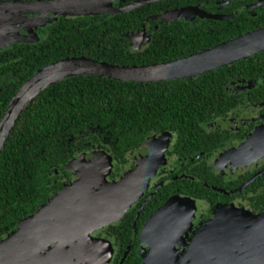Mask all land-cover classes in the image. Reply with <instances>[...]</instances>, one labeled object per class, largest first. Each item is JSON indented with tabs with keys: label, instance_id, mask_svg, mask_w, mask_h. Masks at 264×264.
Segmentation results:
<instances>
[{
	"label": "trees",
	"instance_id": "trees-1",
	"mask_svg": "<svg viewBox=\"0 0 264 264\" xmlns=\"http://www.w3.org/2000/svg\"><path fill=\"white\" fill-rule=\"evenodd\" d=\"M158 11L143 6L115 15L71 19L63 31L68 35L66 43L57 41L59 18L65 20L60 15L45 26L41 36L36 32V42H13L1 48L0 118L18 88L38 69L55 61L85 55L113 65H149L193 54L219 42L204 36L206 42L174 41L180 45L169 50L152 42L142 51L132 50L121 35L135 33L141 29L144 17ZM241 75L255 81L252 98L264 101V50L195 77L130 82L87 74L65 78L44 89L23 111L0 152V241L64 183L73 180L65 168L70 160L84 152L104 150L114 160L110 176L115 177L152 133L176 131L180 139L192 140V133L201 123L233 106V96L222 89L231 78ZM191 184L192 180L189 193ZM159 203L151 200L140 220ZM131 225L126 215L108 226L110 235L117 233L122 247L130 239ZM131 256L124 264H138Z\"/></svg>",
	"mask_w": 264,
	"mask_h": 264
},
{
	"label": "water",
	"instance_id": "water-1",
	"mask_svg": "<svg viewBox=\"0 0 264 264\" xmlns=\"http://www.w3.org/2000/svg\"><path fill=\"white\" fill-rule=\"evenodd\" d=\"M112 2L113 0H0V5L4 6L0 13V49L13 42H36L38 35L35 29L51 23L60 15H115L129 12L139 3L113 7ZM11 4L20 7L31 6L13 11L6 8ZM188 11L189 16L196 13L193 8H188ZM176 14L177 11H172L161 15L171 16L173 20L177 18ZM17 16L33 19V22L29 26L21 25V27L19 25L22 22L15 20ZM11 26L15 27L14 33L6 29ZM20 28L26 33L21 34ZM127 37L132 42L135 37L139 39V41L135 39L132 48H139L148 40L144 30L128 34ZM263 50L264 27L185 57L162 63L123 66L93 60L86 56L55 61L38 69L11 97L0 118V152L23 111L33 99L47 87L65 78L94 74L119 81H169L195 77ZM23 92L26 96L19 102V96ZM262 130H258L254 138L258 132L261 135ZM150 142L145 143L146 149ZM141 153L142 157L136 167L125 172L119 179L113 180L108 179L112 172L113 158L104 150L84 152L70 160L65 168L70 174L76 175L75 179L64 183L61 189L35 213L23 218L16 228L0 241V264H108L113 253L111 242L93 237L92 234L96 230L118 222L146 191L155 168L153 161L150 162V166L146 163L148 158L150 160V155ZM151 196L152 194L147 200ZM182 207L187 208L185 218L180 212ZM142 208L143 205L135 217L134 232ZM195 209V203L191 198L175 195L149 217L141 230V244L149 243L151 247L143 259V264H202L204 257L209 258H206L207 264H224L217 256H229L231 253H211L210 242L213 235L211 226L218 222L217 215L210 219L208 224L200 227L194 235L195 238L189 246L187 255L179 257L175 244L181 240L182 232L190 227ZM239 212L234 211L233 220L242 232L247 231L248 223L262 220V218L256 220ZM178 230H183L178 234L179 236ZM209 231L211 233H208ZM236 240H241L239 233L231 237L232 242ZM130 244L120 264L123 263ZM205 248H207L205 253H196Z\"/></svg>",
	"mask_w": 264,
	"mask_h": 264
},
{
	"label": "flooded vegetation",
	"instance_id": "flooded-vegetation-1",
	"mask_svg": "<svg viewBox=\"0 0 264 264\" xmlns=\"http://www.w3.org/2000/svg\"><path fill=\"white\" fill-rule=\"evenodd\" d=\"M136 2H139L136 8L153 6L159 9L158 12L144 17L141 29L135 32L144 30L148 38L145 44L135 48L140 51L149 42L163 50H169L171 46L178 47L179 42L184 43L186 39L206 42L204 36H208L207 38L213 42L219 40L216 43L218 44L264 27V0H113L112 6L122 7ZM188 8H193L196 13L189 16ZM172 11H177L175 15L177 18L173 20L171 16L161 15ZM28 16L33 15L28 14ZM62 17L65 20L59 18L61 23L58 21L60 28H58L57 41L66 43L68 35L63 31L68 21L78 17H89V15H62ZM46 25L35 29L40 36ZM6 29L10 32L9 27ZM19 30L21 34L26 33L23 28ZM242 30L240 34L237 33ZM127 35L122 34L121 37L128 40L132 49V43L135 39L137 41L139 39L135 37L132 42ZM83 43L89 44V42ZM254 82L242 75L231 78L224 84L222 91L232 95L235 103L214 119L201 123L197 131L192 133V140L190 138L180 139L176 131L152 133L130 155L128 163L121 165L122 170L119 174L115 177L109 176V180L118 179L125 172L136 167L142 157L141 152L150 155V160L149 158L146 160L148 166L152 161L154 163L155 171L150 176L146 191L124 214V216L129 215V223L132 224L130 239L126 245L120 246L116 238L117 233L110 235L109 225L92 234L93 237L107 239L111 242L113 253L108 264H120L130 243V249L122 264L131 255L134 263L143 264V259L151 247L149 243L141 244V230L149 217L175 195L181 198H191L196 208L190 227L182 230L183 232L176 231L177 235L182 232L181 240L175 244L180 258L187 255L189 246L195 238L194 235L200 227L208 224L209 220L217 215L218 222L211 226L213 228L210 242L212 244L211 253H231L229 256H217L219 260H223L224 264H264V151H262L264 147V101H256L252 98L251 91ZM258 130H262V134L258 132L254 138ZM146 142H150L147 149ZM113 164H115L114 160ZM72 175L76 177L75 174ZM191 180L193 184H198L208 191L204 192L201 188L191 184L192 192L189 193ZM150 194L152 196L147 200ZM151 200L153 203L159 200L160 203L141 221L142 212ZM142 205L143 208L134 232L135 217ZM182 208L180 212L185 218L187 208ZM235 210L245 216L256 220L262 218V220L248 223L247 231L242 232L233 220ZM119 229H122L121 225ZM113 230L117 229L113 228ZM238 233L241 240L232 242L231 237ZM206 249L196 253H205ZM253 254L256 256L252 257ZM206 258L204 257L202 264L208 263Z\"/></svg>",
	"mask_w": 264,
	"mask_h": 264
},
{
	"label": "bare ground",
	"instance_id": "bare-ground-1",
	"mask_svg": "<svg viewBox=\"0 0 264 264\" xmlns=\"http://www.w3.org/2000/svg\"><path fill=\"white\" fill-rule=\"evenodd\" d=\"M30 6L31 5H25V6H23V5H21V7H29L30 8ZM19 5H16V4H11L9 7H6L8 10H18L19 8H21ZM3 9H4V6H2V4L0 5V13L3 11ZM34 9V8H33ZM4 18H6V17H4ZM15 20H17V21H21L22 23L20 24V25H22V26H29L32 22H33V19L32 20H28V19H24L23 17H21V16H17L16 18H15ZM13 28H15L14 26L12 27H10V32L12 31L13 33H14V31H13ZM26 96V93L25 92H23L22 94H20V96H19V102H21L22 100H23V98Z\"/></svg>",
	"mask_w": 264,
	"mask_h": 264
},
{
	"label": "rangeland",
	"instance_id": "rangeland-1",
	"mask_svg": "<svg viewBox=\"0 0 264 264\" xmlns=\"http://www.w3.org/2000/svg\"><path fill=\"white\" fill-rule=\"evenodd\" d=\"M19 26H21V25H19ZM13 27V26H12ZM22 27V26H21ZM73 179H75V178H73ZM113 179H115V178H113ZM117 179V178H116ZM119 179V178H118Z\"/></svg>",
	"mask_w": 264,
	"mask_h": 264
}]
</instances>
